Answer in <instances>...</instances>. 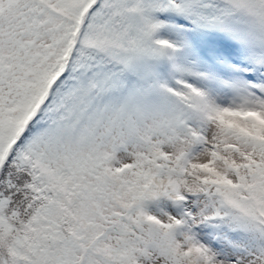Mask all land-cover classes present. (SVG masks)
<instances>
[{"label":"snow or ice","instance_id":"1","mask_svg":"<svg viewBox=\"0 0 264 264\" xmlns=\"http://www.w3.org/2000/svg\"><path fill=\"white\" fill-rule=\"evenodd\" d=\"M0 264H264V0H0Z\"/></svg>","mask_w":264,"mask_h":264}]
</instances>
